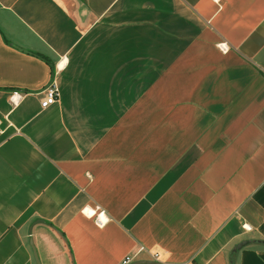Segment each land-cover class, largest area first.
<instances>
[{
  "label": "crops",
  "instance_id": "obj_1",
  "mask_svg": "<svg viewBox=\"0 0 264 264\" xmlns=\"http://www.w3.org/2000/svg\"><path fill=\"white\" fill-rule=\"evenodd\" d=\"M126 255L264 264V0H0V264Z\"/></svg>",
  "mask_w": 264,
  "mask_h": 264
},
{
  "label": "built area",
  "instance_id": "obj_2",
  "mask_svg": "<svg viewBox=\"0 0 264 264\" xmlns=\"http://www.w3.org/2000/svg\"><path fill=\"white\" fill-rule=\"evenodd\" d=\"M59 98V90L54 80H51L49 84L45 87V89L42 92V96L40 98V106L42 108H45L53 103H55ZM103 211H100L95 219L98 225H102L105 222V218L102 215ZM140 250H144V246H139ZM150 254V260L158 262L160 260V254L158 251L148 249L147 250ZM132 256L126 255L122 259L123 264H127L131 261ZM174 264H188L187 262H180V263H174Z\"/></svg>",
  "mask_w": 264,
  "mask_h": 264
},
{
  "label": "trees",
  "instance_id": "obj_3",
  "mask_svg": "<svg viewBox=\"0 0 264 264\" xmlns=\"http://www.w3.org/2000/svg\"><path fill=\"white\" fill-rule=\"evenodd\" d=\"M40 56H41L45 61H47L48 63H51V61L49 60V58H48L47 56L42 55V54H40ZM51 67H52V64H51Z\"/></svg>",
  "mask_w": 264,
  "mask_h": 264
},
{
  "label": "water",
  "instance_id": "obj_4",
  "mask_svg": "<svg viewBox=\"0 0 264 264\" xmlns=\"http://www.w3.org/2000/svg\"><path fill=\"white\" fill-rule=\"evenodd\" d=\"M150 262H156V261H150Z\"/></svg>",
  "mask_w": 264,
  "mask_h": 264
}]
</instances>
